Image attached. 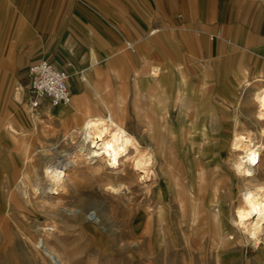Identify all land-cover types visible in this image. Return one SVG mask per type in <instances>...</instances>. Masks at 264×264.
Returning a JSON list of instances; mask_svg holds the SVG:
<instances>
[{
  "label": "rangeland",
  "instance_id": "rangeland-1",
  "mask_svg": "<svg viewBox=\"0 0 264 264\" xmlns=\"http://www.w3.org/2000/svg\"><path fill=\"white\" fill-rule=\"evenodd\" d=\"M164 39L152 38L140 47L132 46V51L124 45L118 60L109 61L102 73L91 75L92 86L74 78L70 102L51 111L31 110L28 81L0 62V264H55L45 252L53 249L67 264H264V239L257 245L248 240L246 232L230 230L233 213L246 195L255 191V182L238 177L232 170L234 156L228 144L234 128L248 133L264 154V137L259 131L264 123L254 121L252 86L239 83L234 103L226 101L227 92L222 91L239 82L236 76L240 64L250 63L246 55L235 53L214 59L200 52L189 61L187 52L181 53L184 75L200 95L204 108L220 116L221 133L227 137L210 142L216 145L213 157L219 163L217 177L225 186L220 218L233 233L227 246L220 244L221 232L217 233L216 226L203 222L205 212L197 196L194 219L189 200L179 206L169 198L165 222L156 216L155 226L149 229L148 213L154 205L151 195L158 191V178L152 184V178L139 183L129 176L127 188L110 192L109 185L117 181L109 169L98 162L86 165L84 158L75 154L70 138L64 140V133L76 125L69 120L62 125L58 115L72 114L71 102L84 94L95 107L100 106L99 97L114 107L126 106V130L142 139V147L148 146L143 124L134 112V103L146 111V92L133 89V72L144 73L150 61L165 59ZM19 90L28 105L16 97ZM84 109L77 106L75 111L81 116ZM170 121L176 124L175 114ZM73 156L75 162L67 166L62 189L57 194L38 195L47 186L42 175L45 165L65 163ZM258 164L264 170V156ZM122 168L127 170V165ZM197 187L195 180V190ZM203 197L207 199V195ZM52 224L58 229L50 236L45 226ZM162 225L164 235L159 228Z\"/></svg>",
  "mask_w": 264,
  "mask_h": 264
},
{
  "label": "crops",
  "instance_id": "crops-1",
  "mask_svg": "<svg viewBox=\"0 0 264 264\" xmlns=\"http://www.w3.org/2000/svg\"><path fill=\"white\" fill-rule=\"evenodd\" d=\"M152 38H165V59L150 61L144 73L134 71L132 82L133 89L146 92L145 112L134 103L145 141L152 92L162 96L173 85L193 93V113L186 119H221L204 108L200 95L184 75L183 51L189 61L200 52L214 59L235 53L247 56L250 63L240 64L236 76L239 82L222 89L229 103L237 98L239 83L252 86L251 95L264 83V0H0V62L27 81L29 63L47 59L57 66L72 63L69 71L73 90L74 78L92 86L91 75L102 73L109 61L118 60L124 45L140 47ZM156 68L161 71H156L152 79L150 72ZM166 76H174V83L166 82ZM23 96L20 93V101L26 106L28 99ZM87 99L82 94L72 102L84 106V112L90 107L104 113L101 103L95 107ZM177 102L175 99L172 108L164 110L163 102H158V114L163 113L168 120L175 114L177 120ZM114 108L123 117L126 129L129 111L122 104ZM132 135L142 143L139 136Z\"/></svg>",
  "mask_w": 264,
  "mask_h": 264
},
{
  "label": "bare ground",
  "instance_id": "bare-ground-1",
  "mask_svg": "<svg viewBox=\"0 0 264 264\" xmlns=\"http://www.w3.org/2000/svg\"><path fill=\"white\" fill-rule=\"evenodd\" d=\"M156 71L160 72L161 70L156 68L151 71L152 79L156 78L154 76ZM173 78L166 76V82L170 83ZM172 82L174 83V81ZM180 82L183 84V80ZM183 88L184 86L173 85L171 90L166 94L162 93V96L158 92H152L148 124L144 128L148 141L147 147H142L136 137L126 131L123 126V117L118 114L114 106L104 102L101 98L99 99L105 108L104 113L98 109L87 107L85 112L78 116L75 111L77 106L73 102L70 104L72 114L70 112L59 113L58 117L61 119L62 125L67 120L76 125L75 129L72 128L70 132L64 133V140L70 138L75 145V154L82 156L86 165L98 162L109 169L117 181L109 185L110 192H118L127 188L126 180L129 176L130 178L136 177V181L139 183L152 178V184L158 178V191L151 195L154 205L152 212L148 213L149 229L155 226L156 216L159 217L160 222H165L163 215L169 204V198L176 201L179 206L183 205L185 199L189 200L191 217L194 219L197 214V208H195V196H197L196 199H201L203 207L201 208L205 212L202 216L203 222L216 226L217 233L221 232L220 244L227 246L232 238L229 236L233 233L228 232L227 229L230 225L220 218L223 210L222 203L225 202V193L223 192L225 186L217 177L219 163L216 157H213L216 145L210 143L223 138L227 139V137L221 133V119H213L208 122L204 119H186L188 114L193 113L192 102L194 99L193 93L185 91ZM164 95H166L165 99ZM251 96L253 108V113H251L254 116V121L260 124L264 123V83L257 87ZM16 97L20 100L19 92ZM175 99H178L179 102V112L176 124H172L163 113L158 114L157 104L163 102L162 110L172 108ZM77 125L79 126L77 127ZM259 131L264 137V125ZM76 136L77 140H73ZM255 143L248 133L236 131L235 128L229 136L228 150L234 156L230 162L232 170L238 177L255 182V191H248V196H243L245 197L243 204L238 206L233 213L230 230L246 232L249 237L247 239L258 245L264 239V170L259 169L258 164L264 154L259 151ZM74 156L72 160L65 163H59V161L57 164L45 165L42 175L46 179L47 186L46 189L39 191L38 195L45 192L46 195L47 192L57 194L62 189L67 176V166L75 162ZM124 165H127V170L119 169ZM213 165L215 167H212ZM195 180L198 184L197 190L194 188ZM37 189L34 190L35 193H37ZM203 195H207V203ZM78 211L83 213V209ZM159 228L163 234V225ZM45 229L46 233L52 236L58 228L52 224L45 226ZM261 249L262 247L259 252H262L263 249ZM45 252L50 261L52 260L55 264L56 262L67 264L55 249Z\"/></svg>",
  "mask_w": 264,
  "mask_h": 264
},
{
  "label": "built area",
  "instance_id": "built-area-1",
  "mask_svg": "<svg viewBox=\"0 0 264 264\" xmlns=\"http://www.w3.org/2000/svg\"><path fill=\"white\" fill-rule=\"evenodd\" d=\"M126 47L133 50L131 44H126ZM71 66V62L57 66L47 59H37L29 63L27 89L30 94L31 110L51 111L70 101Z\"/></svg>",
  "mask_w": 264,
  "mask_h": 264
}]
</instances>
